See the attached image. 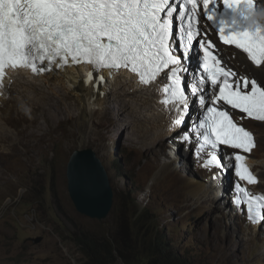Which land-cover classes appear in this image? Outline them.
<instances>
[{"label":"rangeland","instance_id":"rangeland-1","mask_svg":"<svg viewBox=\"0 0 264 264\" xmlns=\"http://www.w3.org/2000/svg\"><path fill=\"white\" fill-rule=\"evenodd\" d=\"M242 70L264 82V68L247 62ZM112 87L105 93L107 110L93 122L86 142L79 122L82 108L67 89L62 95L68 98L60 106L48 105L50 120L26 96L18 109L4 111L5 116L13 113L14 123L4 129L10 141L0 139V264H96L77 240L86 236L100 240L111 264L134 259L138 243L150 241V236L166 239L194 264H264V242L257 237V250L252 251L243 238L239 212L232 208L234 218L227 214L233 180L227 181V190L219 182L205 181L196 170L194 146L181 144L187 153L177 158L169 133L158 138L150 107L143 104L149 94L138 92L143 103H136L133 91ZM148 103L153 106L154 100ZM81 146L92 147L108 170L117 166L115 155L122 162L109 171L114 204L103 221L80 213L69 195L67 166ZM192 169L212 187L208 195L197 198L190 192ZM38 236L43 240L34 244L31 238Z\"/></svg>","mask_w":264,"mask_h":264},{"label":"snow or ice","instance_id":"snow-or-ice-1","mask_svg":"<svg viewBox=\"0 0 264 264\" xmlns=\"http://www.w3.org/2000/svg\"><path fill=\"white\" fill-rule=\"evenodd\" d=\"M245 5L249 11L264 9L254 0H199V4L198 0H183L179 5L169 0H0V85L7 68L43 73L53 66L87 63L92 66L90 76L105 68H130L144 85L168 70L170 84L163 88L167 96L162 102L178 108L172 123L181 126L190 108L182 86V73L187 71L182 60L191 58L195 41L202 51L199 84L210 83L218 92L207 102L199 95V105L206 109L203 118L194 134L185 131L179 139L189 144L193 135L198 136L195 155L207 156L203 167L232 168L240 182L256 185L258 177L247 166L245 154H251L257 144L246 125L264 122V82L238 76L227 67L216 45L197 26L198 18L206 17L224 45H234L252 64L264 68V26L247 27ZM177 12L176 19L182 23L179 43L174 46L170 38ZM202 35L204 39H198ZM175 47L181 50L179 55L174 54ZM203 90L191 88L194 95ZM221 146H225L223 152ZM227 149L236 151L229 154ZM230 156L234 163H227ZM234 190L233 204L237 208L246 205L248 222L264 223V195L250 192L241 183Z\"/></svg>","mask_w":264,"mask_h":264},{"label":"bare ground","instance_id":"bare-ground-1","mask_svg":"<svg viewBox=\"0 0 264 264\" xmlns=\"http://www.w3.org/2000/svg\"><path fill=\"white\" fill-rule=\"evenodd\" d=\"M261 2L264 8V0H261ZM221 48L223 50L222 53L224 54V57L226 58L227 62H229L234 68L239 69L241 74H246L242 70V67H244L247 62L252 64V62L247 58V55L233 47L221 46ZM194 50H197V48L193 47L192 51ZM237 51L241 53L240 56H238ZM238 66L242 67L239 68ZM91 70L92 66L86 64H69L61 68H56L55 66H53L51 70L45 71L43 73H33L30 69L27 68L11 69L9 75L5 78L4 83L0 87V120H6L5 123L0 121L1 141H10V139L7 140L8 136L4 131L8 127V123H14L13 113L10 112L11 115L5 116L4 111L7 110V112H9V110L11 109H18L17 107L18 105H20L21 97L23 98V96H26L28 99H31L34 102L35 106L39 105L38 110L42 112L43 116L46 119L50 120L52 113H50L51 110H48V105H56L57 103L58 105L62 104V102L66 98H68V96L65 97L62 95V90L67 89L66 91L67 93H69L72 100H75V102L80 104L82 108V113L79 117V122L81 125L83 139H85L86 142L89 130L92 128L93 122L95 121V119L103 115L105 110H107L108 101L107 96L105 94L106 91L110 90L109 88H113L112 85H115V88L117 89L115 90L116 92H122L121 90L123 89L127 91V94H129L131 91H133L134 96H137L134 100L136 103H143L141 101V95H139L138 92L144 91L149 94L148 100L144 101L143 104H145L146 107H150L148 110L152 114V118H154L155 123L153 130H155V128L158 130L159 139H163L165 137V134L169 133V137H172L171 141L173 142V146L174 142L176 144L174 146V148L176 149V152H174V154H176V157L179 158L183 157L184 155L186 156L187 152L184 151L183 153L182 149H180L182 146L181 144H183L184 148L189 146L188 144H185L181 139H179L181 135L179 134V132H183L188 128L186 127L182 129V127L180 126L173 125L172 122L174 117L178 114V108L174 105L168 106L166 104L161 103V95L156 87V84L163 83V79H165V77H161L160 79H158V83L151 84L148 87H142V85L137 82V76L134 75L130 68H121L119 70L111 71L103 70L101 71V73L104 76V80L101 81L97 87L93 88L88 86V82L86 79L88 78L86 73H89ZM94 76L95 78L98 77L97 74H95ZM190 78L194 77L190 76V74H187L185 82L187 83L189 80H191ZM188 97L189 105L191 107L189 117L193 119L198 116L201 108L197 105L196 101L193 102L192 99H194V95L192 93H189ZM150 99L154 100L153 106L148 105ZM196 100H198L197 97ZM194 103L197 106L193 112V106L195 105ZM155 112L157 115L154 114ZM34 114L37 115L38 113L34 112ZM162 120L165 121L166 125L160 123L162 122ZM248 124L257 134V146L255 150L251 153L249 159L260 175V182L254 186V189L258 192L264 193V122L250 121ZM37 126L38 128L42 127L41 124H37ZM35 130L36 129L31 130L32 135L35 133ZM189 162L190 161H188V164ZM230 162L231 161L229 157L227 163ZM200 163L201 161L198 160L196 170L199 173H202L203 176L209 177V179H211L210 182H214L213 184L216 185L219 182L218 184H221V187L223 186V188H226L227 190V181L233 180L232 187H234L235 176L232 172V169L230 170L229 168L227 170V175H225L224 171L219 168L215 169L211 172L210 175H208L205 168H203ZM194 170L193 174L195 178L192 181L190 192L193 193V195L197 198H200V196L202 195H208V193H210V191L212 190V187L210 188L206 182L202 181V178L196 176ZM224 179L226 182H224ZM219 185L217 187H219ZM233 196H231L230 198L232 199ZM232 208L233 207L230 206V210L227 214H230V216L234 218L235 214L233 213ZM234 212L236 211L234 210ZM242 230L244 235L243 238L247 239L250 245H252V251L253 249L257 250L258 245L257 241L255 240L257 237H260L261 240L264 242V227L258 228V226H256L255 228H253L249 225L248 222H242Z\"/></svg>","mask_w":264,"mask_h":264},{"label":"clouds","instance_id":"clouds-1","mask_svg":"<svg viewBox=\"0 0 264 264\" xmlns=\"http://www.w3.org/2000/svg\"><path fill=\"white\" fill-rule=\"evenodd\" d=\"M254 2L257 4L258 8H263V4L261 2V0H254ZM219 10L220 11H223V5L221 3H219ZM200 12L203 11V9H200L199 10ZM244 12L246 15L249 16V20L247 22V27L249 29H255L257 27H262L264 25L261 24L262 21H264V9H261V10H253V11H249L248 10V7L245 5L244 6ZM177 14V15H176ZM174 13V19H173V24H175V27L174 29H176L178 26L177 25H180V21L178 19H176V17H178V13ZM198 27H201V30L204 34L207 35V38L208 39H211L213 41V43L216 45V51L219 52V55L223 58V61L225 62V65L227 67H231L234 71H236L238 73V76H245L246 74H241L239 69H236L234 68L229 62H227V60L223 57V50L221 48V46H226V47H233L235 48L234 45H224L222 41L219 40V33L218 31L216 30L215 26L212 24V22L210 21H207L206 17L204 16H201L198 18ZM173 36L170 38V43H172L174 46L177 45L179 43V39H178V36H179V33L177 32H173ZM198 39H204V36H200L198 37ZM194 48H197V50H194V51H191V58L190 59H186V60H182V64L184 65V67L187 69V71L183 72L182 73V76H183V81H182V86L185 88V93L187 96H189V93H192L191 92V88L194 87V86H199V87H202L204 90L202 92H198L197 93V98L199 99V95H204L206 97V102H207V99H210L211 95L214 93V92H218V88L214 89L210 83L206 84V85H200L199 84V78L201 75H203V69H202V51L201 49L199 48L198 46V43L194 41ZM237 49V48H235ZM241 52H243L242 50L240 49H237ZM180 49L178 47H175V50H174V54L176 55H179L180 54ZM246 54V53H245ZM247 55V54H246ZM82 64V63H80ZM88 65V64H86ZM91 66V65H89ZM103 70H109L107 68L105 69H102L100 70L99 72H96L95 74L98 75L97 78H90V76H88V73H86L87 77V82H88V86L89 87H97L98 84H100L101 81L104 80V76L103 74L101 73V71ZM101 73V74H100ZM190 73H194V78H190L191 80H189L187 83L185 82L186 80V75L187 74H190ZM168 70H165V73H162L161 76H159L155 81H150L149 84L147 85H144L142 84L139 79H138V75L136 73H134L135 76H137V82L140 83L142 85V87H148L149 85L151 84H155V83H158V79H160L161 77H165V79H163V83H159V84H156V87H157V90L159 91L160 93V102L163 103L162 101L166 98L167 94H165L163 92V88L168 86L170 84V80L167 79V76H168ZM102 75L103 79H99V76ZM191 75V74H190ZM249 79H252V78H256V77H253V76H249V75H246ZM259 82H262L260 81L258 78H256ZM193 80V81H192ZM207 90V91H206ZM193 94V93H192ZM197 102V105L200 107L199 105V102L198 100H196ZM164 104V103H163ZM168 106H171L173 105L172 103H169V104H166ZM210 106V105H209ZM201 108V107H200ZM206 111V109H200L199 111V114L196 118H191L189 117V114L191 112V107L189 108V111L187 112L186 114V118L183 122V124L180 126L183 128H188L186 130H184L183 132L187 131L189 134H194L195 132V128H196V125L198 124L199 122V119H202L203 118V113ZM177 118V116L174 117V119ZM173 119V120H174ZM245 120H247L248 118L244 117ZM249 123V122H248ZM247 123V128L249 130H251L253 132V136L256 140V144H257V134L255 133V131L250 127V125ZM182 132H179V134H181ZM198 140H199V137L198 136H194L193 135V139L189 142L188 146L189 148H191L192 146H194L193 148V157L197 160H200L201 161V166L203 167V160L207 159V156L205 154H201L200 157H197L195 155V151L196 149L198 148ZM225 149V146H221V151L223 152ZM236 150H233V149H228L227 152L230 154H233ZM246 155V164L247 166L252 170V172L258 177V183L260 182V175L258 173V171L256 170L255 166L250 162V155L251 154H245ZM230 163H234V161L232 160L231 156H230ZM205 168V167H203ZM215 169H217V167H212V168H205L206 172L208 175L211 174L212 171H214ZM220 169V168H219ZM232 169V168H231ZM232 172L234 174V170L232 169ZM235 176V174H234ZM205 180L207 182H210L211 179H209V177H205ZM236 183H241L242 186L246 187L249 189L250 192L256 194V195H264V193L262 192H258L254 189V186L255 185H247L246 182H240L238 180V178L235 176V180H234V185ZM257 183V184H258ZM256 184V185H257ZM235 190H234V187H233V191H232V195H235ZM234 197V196H233ZM233 197L231 199V204H232V207L234 208L235 211L239 212L241 217H242V222H248L247 220V208H246V205L244 204H241L239 206V208H237L234 204H233ZM249 223V222H248ZM249 225L253 228H255L256 226H258V228L260 227H264V223H260V224H251L249 223Z\"/></svg>","mask_w":264,"mask_h":264},{"label":"water","instance_id":"water-1","mask_svg":"<svg viewBox=\"0 0 264 264\" xmlns=\"http://www.w3.org/2000/svg\"><path fill=\"white\" fill-rule=\"evenodd\" d=\"M69 195L76 209L93 219L103 221L114 204L115 188L109 170L92 147H80L70 156L67 166ZM34 244L43 237H32Z\"/></svg>","mask_w":264,"mask_h":264},{"label":"trees","instance_id":"trees-1","mask_svg":"<svg viewBox=\"0 0 264 264\" xmlns=\"http://www.w3.org/2000/svg\"><path fill=\"white\" fill-rule=\"evenodd\" d=\"M114 159L116 165L120 167L122 162L119 156L116 157L115 155ZM116 167L109 168V171H113ZM130 176L133 178V174H130ZM146 213H148L147 210ZM149 239L150 241H147V238H145L143 242L138 243L141 246L137 248L134 259H126V264H194L192 257L180 254L166 239L158 236H150ZM77 240L82 246L83 253L91 261L96 264L112 263L111 256L108 257L107 254L102 252L100 240H97L96 237H78Z\"/></svg>","mask_w":264,"mask_h":264}]
</instances>
